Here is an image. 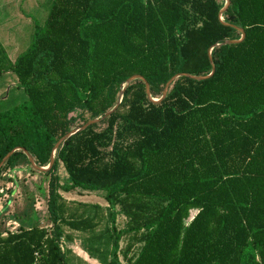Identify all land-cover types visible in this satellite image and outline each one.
<instances>
[{
	"label": "trees",
	"instance_id": "obj_1",
	"mask_svg": "<svg viewBox=\"0 0 264 264\" xmlns=\"http://www.w3.org/2000/svg\"><path fill=\"white\" fill-rule=\"evenodd\" d=\"M226 3L52 0L15 60L0 41V76L15 74L28 96L0 113V164L21 148L48 167L55 145L115 108L132 76L160 99L176 75H211L213 46L247 35L213 49L211 78L180 77L160 104L136 80L113 115L65 141L44 173L51 230L25 215L29 226L0 233V264H69L65 227L88 244L114 236L110 264L123 235L142 244L130 264H264V0H231L222 21ZM24 160L16 151L0 175ZM60 190L103 193L127 227L97 233L104 212L82 215ZM105 245L86 251L98 258Z\"/></svg>",
	"mask_w": 264,
	"mask_h": 264
},
{
	"label": "rangeland",
	"instance_id": "obj_2",
	"mask_svg": "<svg viewBox=\"0 0 264 264\" xmlns=\"http://www.w3.org/2000/svg\"><path fill=\"white\" fill-rule=\"evenodd\" d=\"M52 0L46 4H42L38 10H33L32 14L36 22L43 24L49 14ZM15 27H18L17 25ZM16 29V28H14ZM28 31V28H27ZM5 38V35H4ZM33 39V29L29 28L26 32L25 39L20 43V51H16L17 55L25 51L31 44ZM12 60L15 56V51H11ZM28 100L27 93L19 86L18 78L15 74H6L0 76V113L13 109ZM105 125L99 129H103ZM57 152L55 153L56 156ZM35 170L26 160L17 164L15 169L5 168L0 175V233L6 235L20 231L25 226L22 219L28 215V219L36 222L39 219L41 225L48 226L51 230L52 224L49 221L48 201H49V178L44 174ZM57 175L61 185L70 184V179L63 167L60 164ZM67 205L72 210H79V213L85 216H94L97 209L104 212L105 220L102 225L97 228V233H102L105 229L124 230L127 227L128 219L118 207L111 211L109 204L105 200V195L101 192L84 193L80 191L64 192L60 190ZM112 212H115V220L112 219ZM197 211H193L192 216H195ZM28 222V221H27ZM66 236L62 240L63 249L67 251L69 264H110L114 259V254L111 252L114 247L115 237L112 236L92 243H87L86 235L78 234L68 227H65ZM113 233H111L112 235ZM133 235H123L119 243L117 252L119 264H130L129 259H134L141 251L142 244L135 243ZM108 241V242H107ZM103 243L107 251L99 253L98 258H91L87 253V248H98ZM133 245V249L127 254L128 248ZM69 248L74 254L69 253ZM103 250V248H102ZM77 255V254H81Z\"/></svg>",
	"mask_w": 264,
	"mask_h": 264
},
{
	"label": "crops",
	"instance_id": "obj_3",
	"mask_svg": "<svg viewBox=\"0 0 264 264\" xmlns=\"http://www.w3.org/2000/svg\"><path fill=\"white\" fill-rule=\"evenodd\" d=\"M48 1L0 0V41L10 57L13 56L11 53L13 50L15 51V56L20 55H17L16 51H20L19 45L24 41L26 32H29V28H32L34 35L36 25L40 24L36 22L32 11L38 10L42 4H46ZM16 25L18 27H15ZM76 233L82 234L80 232ZM71 252L74 254L71 248H69V253L71 254ZM77 255L82 256V253Z\"/></svg>",
	"mask_w": 264,
	"mask_h": 264
},
{
	"label": "water",
	"instance_id": "obj_4",
	"mask_svg": "<svg viewBox=\"0 0 264 264\" xmlns=\"http://www.w3.org/2000/svg\"><path fill=\"white\" fill-rule=\"evenodd\" d=\"M231 6V0H227V3L225 5V7L221 10L220 14H219V17L220 19L223 21V16L224 14L228 11V9L230 8ZM240 32L242 33V38L240 40H228L226 41L225 43L223 44H217L215 46H213L210 50H209V55H210V61H211V64L213 66V71H212V74L209 75V76H193V75H189V74H180V75H176L174 76L169 82L168 84L166 85L165 89H164V92L162 94V97L160 99H154L152 97V94H151V88H150V84L148 83V81L140 76V75H135V76H132L131 78H129L127 80V82L123 85V89L120 93V96H119V101L117 103V105L115 106V108H113L111 111L107 112L103 117L101 118H98V119H94V120H90L89 122H87L86 124H84L83 126L81 127H78L74 130H72L69 134H67L66 136H64L54 147L53 151H52V155H51V163L48 167H40L36 164L35 162V159L33 158V156L25 149H21V148H17L15 149L14 151H12L8 156H6L4 158V160L1 162L0 164V169L6 164V162L10 159V157L16 152V151H23L25 152V154L27 155L32 167L39 171V172H49L50 170H52L54 164H55V153L58 151V149L60 148V146L65 142L67 141L69 138H71L72 136L78 134V133H81V132H84L85 130H87L90 126L92 125H95V124H99L100 122H102L103 120L109 118L111 115H113L117 110L118 108L120 107V104L123 100V97H124V94H125V90L128 86H130L134 81L136 80H143L146 84V90H147V94H148V97H149V100L155 104H160L162 103L168 96L169 94V91H170V88L171 86L173 85V83L179 79L180 77L182 76H185V77H189L193 80H197V81H204V80H207L209 78H211L212 76H214V74L216 73V67L214 65V61H213V58H212V51L214 48L216 47H220V46H223V45H233V44H240V43H243L247 37L246 35V32L244 29H239Z\"/></svg>",
	"mask_w": 264,
	"mask_h": 264
}]
</instances>
